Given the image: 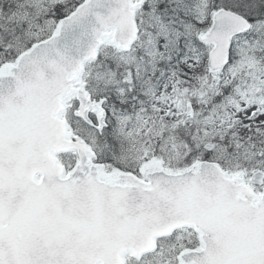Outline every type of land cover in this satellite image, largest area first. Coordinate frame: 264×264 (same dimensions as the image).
<instances>
[{
    "label": "snow or ice",
    "instance_id": "obj_1",
    "mask_svg": "<svg viewBox=\"0 0 264 264\" xmlns=\"http://www.w3.org/2000/svg\"><path fill=\"white\" fill-rule=\"evenodd\" d=\"M0 264H264V0H0Z\"/></svg>",
    "mask_w": 264,
    "mask_h": 264
}]
</instances>
